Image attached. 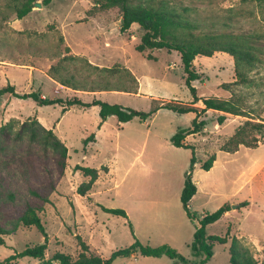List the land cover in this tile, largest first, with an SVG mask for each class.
<instances>
[{
  "label": "rangeland",
  "instance_id": "1",
  "mask_svg": "<svg viewBox=\"0 0 264 264\" xmlns=\"http://www.w3.org/2000/svg\"><path fill=\"white\" fill-rule=\"evenodd\" d=\"M37 1L41 6H35ZM178 1L195 5L198 11L194 12L205 17L196 31L199 36L215 43L233 40L255 53L256 64L249 72L252 82L233 89L247 94V108L259 112L264 106V4L257 0H202L196 4L192 0ZM35 2L32 10L19 18L17 9L22 0H0V88L12 84L20 93L79 97L83 102L97 98L143 111L168 101L203 107L205 97L231 96L230 90L222 87L236 77L234 58L227 52L198 55L194 60L202 79L192 81L200 97L193 105L194 94L186 83L180 52L138 51L136 45L144 31L134 23L122 32L118 6L107 7L104 0ZM68 46L70 51L66 50ZM149 53L156 58H148ZM65 55H77L99 66L120 64L130 68L139 80L138 92L77 90L58 84L48 70ZM84 60L67 59L62 73L65 77L75 75L90 88L103 81L105 74L89 68ZM118 74L112 81H117ZM219 115L213 109L203 112V131L185 138L195 149L193 179L198 181L189 207L198 222L203 213L229 202L233 213L209 225L207 233L225 235L230 225V235L238 236L259 264H264V142L254 148L241 146L237 153L222 151V143L247 117L227 113L220 124ZM196 116V112L159 109L146 120L135 117L120 122L111 115L101 123L99 105L74 104L63 111L61 104L41 105L32 98L6 93L0 101V228L11 233L0 235L6 242L0 245V262L27 246L45 242L46 236L36 226L19 220L31 203L41 206L48 238L46 259L57 251L77 258L83 250L77 238L80 235L90 252L104 258L130 246L136 237L153 246L168 243L188 259L181 263L166 255L154 257L137 252L121 256L112 264H232L229 243H216L213 256L206 261L204 254L193 255L190 247L195 223L183 208L181 193L193 149L177 147L171 138L180 129L191 127ZM43 127L53 129L68 147L63 172L60 150L50 144ZM93 133L95 140L86 144L85 139ZM213 153L216 161L206 170L202 164ZM78 164L100 171L88 195L79 194L77 189L90 179L75 168ZM107 165L112 168L111 175L103 169ZM240 170H244L241 176ZM158 199H167V203L162 205L163 215L155 219L157 206L148 201ZM138 201L145 207L143 212ZM103 206L130 210L131 215L126 218L111 214ZM142 215L149 220L145 221V230L150 237H144L139 225ZM12 264L44 263L26 256Z\"/></svg>",
  "mask_w": 264,
  "mask_h": 264
},
{
  "label": "trees",
  "instance_id": "2",
  "mask_svg": "<svg viewBox=\"0 0 264 264\" xmlns=\"http://www.w3.org/2000/svg\"><path fill=\"white\" fill-rule=\"evenodd\" d=\"M264 4V0H257ZM35 0H22V5L17 9L19 18L26 16L33 8ZM52 0H44L45 4L51 3ZM193 3H202V0H192ZM107 7L118 6L121 11V26L122 32L129 30L134 23L139 24L144 33L141 36L140 42L136 45V49L140 52L146 49H169L177 50L181 54L184 70L187 74L186 83L191 88L194 94L192 104L198 103L200 97L197 95L196 87L192 86V81L202 79V74L194 67V60L198 55L212 56L217 51L227 52L234 58L235 65V79L231 82L222 84L224 89L231 92L229 98H219L217 96L205 97L203 100V107H195L181 102H162L155 105L150 111L138 110L119 103H110L101 99H93L91 102H83L79 97L72 99L67 98H48L43 97L38 92L20 93L16 91V87L8 84L0 88V101L6 93L13 94L20 98H32L41 105L47 104H61L63 111H66L74 104H82L83 106L99 105L101 123H103L108 116H117L120 122H128L135 117L142 120L148 119L152 114L159 109H169L178 113L196 112L197 116L189 128H182L171 138V142L177 147H187L193 149V156L191 158L190 166L185 175L184 187L181 193V201L188 216L195 222L196 214L190 210V201L197 193V184L193 179V171L196 163L195 149L192 145L185 142V138L189 134L200 133L205 128L206 122L200 119L203 112L209 109L222 111L224 113H231L234 115H241L247 119L235 130V132L222 143L220 149L226 152L234 153L240 149L241 146L257 147L261 142H264V106L260 111L255 112L254 108H247V94H238L233 87L249 84L252 82L249 72L253 70L256 64L255 53L248 47L235 42L233 40L223 41L222 43H215L214 41H207L204 37L199 36L196 31L201 28L203 22L202 15L195 13L198 11L195 5L184 4L182 1L174 0H104ZM53 27V25H51ZM61 40L64 37L61 36ZM70 51V47H66ZM148 58H156L149 53ZM82 59L77 55H65L60 59L57 65H52L48 74L63 86H69L77 90L89 91H122L128 93L138 92L139 80L134 72L123 65L116 64L113 67L99 66L86 61V65L104 73L102 80L98 81L96 85L90 88L86 87L84 81H78L75 75L65 77L63 70L66 69L67 59ZM121 73V74H118ZM116 76L117 81H112L113 76ZM101 82V83H100ZM264 102V101H263ZM227 118V114H220L218 116V123L222 124ZM259 119V120H256ZM44 128V127H43ZM48 141L56 149L60 150V170L64 171L66 161L68 158V147L56 135L53 129H46ZM89 140H95L94 133L85 139V143ZM216 160V154H211L208 159L202 164V167L209 170L213 167ZM77 170H82L90 179L81 183L78 186V192L81 195H87L93 188L95 182L100 176V171L95 167L76 165ZM104 170L108 171V167L104 166ZM247 202H245L246 204ZM104 211L128 217L127 212L123 208H110L103 206ZM231 210V204L225 202L217 210L213 212L203 213L198 222H195L194 238L190 244L193 255L200 256L204 254L203 261L210 259L213 256V248L216 243H229L230 262L232 264H259L257 258L252 254L250 249L245 246L240 238L236 235H230L231 226H228V231L225 235L207 233V226L219 221L228 211ZM41 206L28 203L20 215L19 220L27 226H36L40 232L46 236L44 243L27 246L22 251H17L1 261L2 264H12L14 260L26 256L37 258L44 264H52L54 261L58 264H112L117 258L121 256H132L140 252L143 255L160 257L166 255L178 262H187L188 259L183 256L175 247L168 243H163L158 246H153L148 243H143L135 237V241L127 247L114 250L108 258H104L99 254L89 251V246L82 241L80 235L77 238L81 241L82 251L77 258L69 253L57 251L54 255L46 259L45 254L47 250V230L45 223L40 216ZM132 232L134 230L131 225ZM11 230L0 228V235L9 234ZM5 239L0 236V245L5 244Z\"/></svg>",
  "mask_w": 264,
  "mask_h": 264
},
{
  "label": "crops",
  "instance_id": "3",
  "mask_svg": "<svg viewBox=\"0 0 264 264\" xmlns=\"http://www.w3.org/2000/svg\"><path fill=\"white\" fill-rule=\"evenodd\" d=\"M57 82V81H56ZM58 84H60L59 82H57ZM61 85V84H60ZM103 92H122V91H103ZM125 93H128V92H125ZM197 104V103H196ZM214 110V109H213ZM215 111H217V112H219L220 114H227V113H224V112H222V111H218V110H215ZM223 151V150H222ZM240 151V149L238 150V151H236V152H234V153H237V152H239ZM226 152V151H225ZM216 161V160H215ZM215 163V162H214ZM108 166V168H109V171H108V174L109 175H111L112 173V168H111V166H109V165H107ZM244 169V168H243ZM242 174H244V170H240L239 171V176H241ZM185 182V181H184ZM196 182V184L198 185V181H195ZM242 187V186H241ZM240 187V188H241ZM240 188H238V190H236V191H239V189ZM88 195V194H87ZM166 200L167 199H158V200H154V201H148V202H151V203H153V204H155L156 206H157V209H156V214L154 215V217H155V219L156 218H158V217H161L162 215H163V206L162 205H165L167 202H166ZM136 204L138 205V208L140 209V211H141V209L142 210H145V207L143 206H141L142 205V203H141V201L139 202H136ZM145 205V204H144ZM183 205V204H182ZM161 207V208H160ZM184 208V207H183ZM185 210V209H184ZM186 211V210H185ZM141 212H143V211H141ZM187 213V212H186ZM233 213V211H228L223 217H226V216H230L231 214ZM127 214H129V215H131L130 214V210H127ZM188 215V214H187ZM222 217V218H223ZM154 221V219L152 218L151 219V221ZM145 221L146 222H148L149 220L148 219H146V217L144 216V215H142V218L140 219V220H138V222H139V225L140 226H142V228L144 229V233H143V235H144V237H150V235H148L147 233H146V230H145ZM194 222V221H193ZM195 223V222H194ZM216 223V222H215ZM196 224V223H195ZM211 225V224H210ZM209 226V225H208ZM207 226V227H208ZM195 229H196V226H195Z\"/></svg>",
  "mask_w": 264,
  "mask_h": 264
},
{
  "label": "water",
  "instance_id": "4",
  "mask_svg": "<svg viewBox=\"0 0 264 264\" xmlns=\"http://www.w3.org/2000/svg\"><path fill=\"white\" fill-rule=\"evenodd\" d=\"M35 6H41V3L40 2H35Z\"/></svg>",
  "mask_w": 264,
  "mask_h": 264
}]
</instances>
